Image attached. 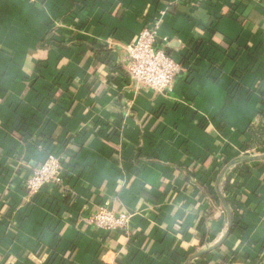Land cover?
<instances>
[{
	"label": "crops",
	"instance_id": "0c3cea01",
	"mask_svg": "<svg viewBox=\"0 0 264 264\" xmlns=\"http://www.w3.org/2000/svg\"><path fill=\"white\" fill-rule=\"evenodd\" d=\"M156 19L164 93L125 71ZM262 120L264 0H0V264H264V160L232 165ZM53 152L64 195L31 197ZM103 201L127 233L90 224Z\"/></svg>",
	"mask_w": 264,
	"mask_h": 264
},
{
	"label": "built area",
	"instance_id": "2783aa9c",
	"mask_svg": "<svg viewBox=\"0 0 264 264\" xmlns=\"http://www.w3.org/2000/svg\"><path fill=\"white\" fill-rule=\"evenodd\" d=\"M172 3L175 4L170 1ZM159 26L157 19L147 24L136 41L127 46L125 71L128 80L141 90L164 93L173 88L183 66L168 54L169 41L160 40ZM242 153L252 154L250 151ZM64 157L55 152L48 154L28 177L25 186L31 197L41 194L46 188L64 193ZM89 222L103 233H127L131 215L128 212L116 213L109 201H103Z\"/></svg>",
	"mask_w": 264,
	"mask_h": 264
},
{
	"label": "trees",
	"instance_id": "16d2710c",
	"mask_svg": "<svg viewBox=\"0 0 264 264\" xmlns=\"http://www.w3.org/2000/svg\"><path fill=\"white\" fill-rule=\"evenodd\" d=\"M253 6H254L253 3L247 4V9L245 13L246 16L247 14H249ZM79 9H83V6L82 5L79 6ZM105 47L106 46H104L103 44L100 50L104 49ZM248 131H249L248 133L251 135V139L247 145L241 148V151L242 152H245V151L256 152L260 148L264 147V120L260 121L257 124L252 125ZM68 193L69 192H66L65 195H69Z\"/></svg>",
	"mask_w": 264,
	"mask_h": 264
},
{
	"label": "water",
	"instance_id": "95a60500",
	"mask_svg": "<svg viewBox=\"0 0 264 264\" xmlns=\"http://www.w3.org/2000/svg\"><path fill=\"white\" fill-rule=\"evenodd\" d=\"M262 160H264V154H258L255 156H244V157L239 158L237 161L233 162L232 165L242 164L245 162L262 161ZM221 198H222L223 204H224L225 208L227 209L228 215H229V229H228V232H227L225 238L223 239V241H224L228 238V236L230 235V233L232 231L233 216H232L231 211L229 210L227 202L225 201V199L222 196H221ZM223 241L219 245H221L223 243ZM190 262H191V260L188 262V264Z\"/></svg>",
	"mask_w": 264,
	"mask_h": 264
}]
</instances>
